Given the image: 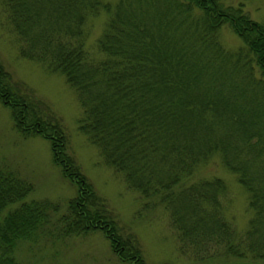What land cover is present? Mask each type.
Returning a JSON list of instances; mask_svg holds the SVG:
<instances>
[{
  "label": "trees",
  "instance_id": "trees-1",
  "mask_svg": "<svg viewBox=\"0 0 264 264\" xmlns=\"http://www.w3.org/2000/svg\"><path fill=\"white\" fill-rule=\"evenodd\" d=\"M2 1L19 53L63 75L81 106L78 128L128 186L168 210L178 248L203 263L264 264V21L224 0ZM99 12L104 23L86 42L85 22ZM223 23L240 45L222 46ZM0 102L22 136L49 141L76 187L57 212L54 201L26 198L30 181L0 161V264H27L15 254L21 241L92 229L118 259L146 264L68 152L61 118L1 62ZM216 152L246 191L243 231L224 182L192 179Z\"/></svg>",
  "mask_w": 264,
  "mask_h": 264
},
{
  "label": "rangeland",
  "instance_id": "rangeland-1",
  "mask_svg": "<svg viewBox=\"0 0 264 264\" xmlns=\"http://www.w3.org/2000/svg\"><path fill=\"white\" fill-rule=\"evenodd\" d=\"M224 2H241L252 19L264 21V0ZM104 18L105 15L99 12L87 19L84 26L86 42L99 33ZM218 38L227 49L241 43L226 23L218 28ZM20 43V36L8 18L6 4L0 0L1 64L14 78L31 87L61 118L68 152L94 190L105 199L117 223L137 238L146 264H212L214 260L203 263L190 252L178 248L168 210L154 196H144L138 189L128 186L121 174L104 162L97 147L78 128L81 106L73 88L62 74L50 72L38 60L21 55ZM0 161L30 181L32 189L26 198L54 201L58 204L57 212L66 208L67 201L75 193L74 183L62 176L59 166L52 162L49 141L39 135L22 136L12 125L9 108L1 102ZM212 175L224 182L226 197L230 200L229 218L238 230L243 231L249 215L247 194L233 172L221 163L217 152L196 168L192 179ZM15 254L27 264H129L116 257L99 229L65 237L40 235L34 241H21Z\"/></svg>",
  "mask_w": 264,
  "mask_h": 264
}]
</instances>
